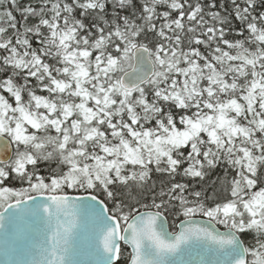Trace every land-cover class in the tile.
<instances>
[{"label": "snow or ice", "instance_id": "obj_1", "mask_svg": "<svg viewBox=\"0 0 264 264\" xmlns=\"http://www.w3.org/2000/svg\"><path fill=\"white\" fill-rule=\"evenodd\" d=\"M0 264H264V0H0Z\"/></svg>", "mask_w": 264, "mask_h": 264}]
</instances>
